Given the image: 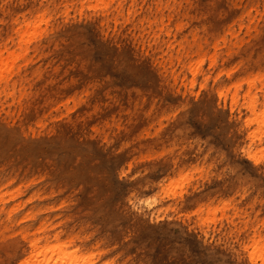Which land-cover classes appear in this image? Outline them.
Listing matches in <instances>:
<instances>
[{
  "label": "rangeland",
  "instance_id": "374dc122",
  "mask_svg": "<svg viewBox=\"0 0 264 264\" xmlns=\"http://www.w3.org/2000/svg\"><path fill=\"white\" fill-rule=\"evenodd\" d=\"M86 1L0 0V264H264V0Z\"/></svg>",
  "mask_w": 264,
  "mask_h": 264
},
{
  "label": "bare ground",
  "instance_id": "6f19581e",
  "mask_svg": "<svg viewBox=\"0 0 264 264\" xmlns=\"http://www.w3.org/2000/svg\"><path fill=\"white\" fill-rule=\"evenodd\" d=\"M110 2L111 0H88L85 3H81L80 10H83L84 5L86 4L90 10L100 14V20L103 24H105L109 22L112 17L109 11ZM50 20L51 16L42 14L36 19L27 22L26 26L22 30V36L17 44V48L9 50L7 55L0 50V95L4 94L6 90L10 88V84L13 81L14 76H17V78L22 81L23 75L20 68H16L17 59L22 51L31 45L37 47L39 46L36 41L47 30V27H44L43 25H49ZM255 27L264 31V23L261 25L257 24ZM183 28L180 30H183ZM197 47H200L199 52H202L199 53L201 57L200 61L202 62V57L205 55L204 48L201 45ZM194 71H196V69ZM35 108L41 114L43 107L36 106ZM51 236L52 235L49 233V230H45L28 239L30 241L29 255L22 261L21 264H28L29 262L32 264H58L60 261H65L67 257H69L70 260H73V256L77 251L67 253L63 251L62 245H50L49 240L51 239ZM55 236L59 238V234H55ZM42 241H45L46 245H40ZM53 251H55V253L52 254ZM77 259L84 262L88 259L91 260L86 253H82L81 257Z\"/></svg>",
  "mask_w": 264,
  "mask_h": 264
}]
</instances>
